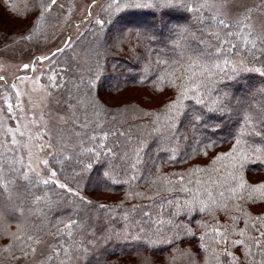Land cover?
Masks as SVG:
<instances>
[{
	"label": "trees",
	"instance_id": "1",
	"mask_svg": "<svg viewBox=\"0 0 264 264\" xmlns=\"http://www.w3.org/2000/svg\"><path fill=\"white\" fill-rule=\"evenodd\" d=\"M200 2L201 0H188V3ZM42 3H50V0H0V7L16 20L25 21L30 33L29 37L39 42L43 41L50 34L52 26L59 22L56 5L40 18ZM118 4L122 11L117 10ZM197 15L185 12L173 23L187 27L190 32L196 31L199 26ZM97 19L104 23L97 24L95 22ZM157 22L149 10L124 9L121 0H117V3H113V0H98L95 15L70 42L71 47L53 57L51 63H48L47 71L56 72L55 83L58 85L54 87L53 81L51 82L49 98L52 103L60 104L65 108L69 122L63 126L53 155L48 157L50 164L45 171L55 170L56 179L76 188V181L72 180L74 171H81L82 164L92 163V170L83 171L81 173L83 178L76 177V180L79 181L80 194L90 199L95 207L82 205L76 197L64 193L55 185H40L35 189L36 194L44 196L46 193L49 201H52L47 207L44 202L33 205L32 197L25 189H21L19 194L13 192L11 200L22 206L23 214L5 215L0 219V257L7 256L8 253H4L3 248L14 243L11 233L22 235L21 229L25 226L31 232H35L39 227L43 229L42 238H45L56 232L54 225L63 226L58 223L59 221L67 223L69 218H78L83 224V228L78 231L88 229L84 235L77 236L79 240L86 242L89 238L88 233L96 231L100 235L99 244L104 246L103 237L106 229L115 227L116 232L121 234L120 239L113 236L103 249L108 253V259L104 264H143L145 257L149 259L150 264H169L173 256L172 247L160 243L156 248L148 249L143 243L134 242L130 238L126 240L123 236L126 231H131L135 235L142 225L134 223L133 220L147 219L143 217V212L148 211L155 219L173 220L192 229L194 236L185 235L179 248L192 253L195 257L194 264H217L213 248H216V252H220L224 245L216 247L214 244L216 237L212 231L213 227H217L221 232L227 228L231 233L234 227L237 232L244 229L250 233L251 225L256 223L257 218H264V195L252 190L264 183V137L250 138L245 135L232 158L213 163L217 155L229 152L236 143L233 133L240 128L248 106L252 107L254 114L260 105H264V91H261L264 89V76L255 71L243 72L241 83L236 86V95L243 97L245 107L236 110L231 119L226 120L223 129L215 134L193 127L194 114L200 110V106L194 105L192 101H186L185 103L190 106L189 111L181 118L179 125V134L186 139L182 138L171 143L165 141L161 147L167 148L168 151H158L159 159L151 173L143 171L138 173L143 175L142 179L132 180V172L123 160L103 155L107 148H113L122 156L125 149L115 145H124L125 137L109 136L103 141L107 147L101 150L102 155L97 160L93 154L84 151L85 146L94 147V144L91 142L82 144L76 135L69 132L70 129L73 133L80 132L81 129L73 128L72 113L63 102L70 99V93L76 94L77 86L83 89L82 79L87 81L94 75H98L99 79H94L96 87L93 88L92 95L95 97L98 90L100 100L107 107L101 110L98 118L93 117V119L99 120L103 131L119 129L135 138L141 131L137 125L147 127L150 119L156 117L161 121L165 119L167 109L164 106L176 100L179 95L182 80L176 77L183 75V69L174 70L159 62L167 60L170 64L176 58L171 44L167 48L161 47L168 39L167 36L160 42H154L140 35L146 28L152 30ZM178 32L179 30L172 34V40L179 38ZM97 60L100 65L98 68ZM245 66L255 68L262 65L257 62H246ZM90 67L96 69V73L92 76L89 73ZM0 82L9 95V102L16 103L12 83L4 80ZM225 84L230 82L226 81ZM58 101L60 103H57ZM71 102L74 104L75 100ZM0 106L7 111L5 105L0 103ZM105 112L110 115H105ZM144 113H153V116H145ZM77 114L83 119L82 114ZM241 130L247 132V129ZM97 132L102 136L99 129ZM62 137L65 144L60 142ZM209 140L215 142V147H206ZM0 144L11 145L8 138L3 136L0 137ZM255 148H260L261 151L255 152ZM205 151L207 155L203 154ZM241 151L247 156L242 167L235 162V156ZM19 154L23 155L21 150ZM170 155H176L178 158L169 162ZM24 161L27 163L25 157ZM105 171L110 172L111 178H104ZM181 177H183L182 184L179 183ZM113 180L118 182L113 183ZM241 182L245 185L244 189L237 187ZM182 187L191 189V192L181 191ZM233 188L237 189L235 196L229 190ZM206 189L212 192L221 207H216L211 213H201L197 210L188 214L182 209L180 216L174 215L177 202L183 204L186 200L190 201L194 192L198 191L201 198L206 200ZM220 192H224V197L219 196ZM146 197L153 199L149 200ZM168 200H172L171 205L167 203ZM100 204L106 207L101 209ZM134 205L137 206L135 210H133ZM148 205L155 206L147 207ZM125 216H128L127 221L124 219ZM234 216L238 217V222L233 226ZM88 217H91V226ZM109 217L116 218L114 225L107 222ZM221 225L224 227H220ZM143 227L153 240L157 239L152 235L156 225L148 224ZM162 231L171 236L175 229L169 224H164ZM201 235L205 236L204 241L200 240ZM229 238L242 237L232 234ZM202 243L205 244V248L200 247ZM230 250L243 261V248H230ZM226 260L230 258L222 257L221 264ZM11 262L0 259V264ZM176 264H189V261L180 259Z\"/></svg>",
	"mask_w": 264,
	"mask_h": 264
},
{
	"label": "snow or ice",
	"instance_id": "2",
	"mask_svg": "<svg viewBox=\"0 0 264 264\" xmlns=\"http://www.w3.org/2000/svg\"><path fill=\"white\" fill-rule=\"evenodd\" d=\"M121 2L124 9L149 10L152 17L157 19L158 22L153 26L152 30L146 28L140 35H144L147 39L154 42H160L167 36L168 39L165 40L161 47L167 48L171 44L176 58L170 64L167 60H160L159 62L174 70L183 69V75L176 77L182 80L179 95L176 100L164 106L167 109V116L163 121L159 117L150 119L147 122V127L137 125V128L141 129V131L135 138L130 133L119 129L103 131L99 120L93 119V117L98 118L101 110L107 107L100 100L98 90L95 97L92 95V90L96 87L94 79H99L98 75H94L93 78L87 81L82 79L83 89L77 86L76 94L70 93V99L65 100L63 103L72 113L71 123L73 128L81 129L80 132L73 133L71 129L69 132L76 135L82 144L93 143L94 147L85 146L84 151L93 154L97 160L102 155L101 150L107 147L103 141L107 140L109 136L126 138L124 145H115V147H123L125 149L122 156L114 151L113 148H107L103 155L123 160L132 172L131 179L136 180L143 178V175H138V173L143 171L150 174L152 168L156 167V161L159 159L158 151H168L167 148L161 147L165 141L171 143L182 138L186 139V137H182L179 134L181 118L188 113L190 107L185 103L186 101H192L194 105L200 106V110L194 114L195 123L193 127L213 134L223 129L226 120L231 119L236 110L245 107L243 97L236 95V86L240 85L242 74L245 71H255L264 76V20L260 19V14L253 19L252 12L255 10L253 8L235 7L240 5L242 0H201L199 4L188 3V0H121ZM56 3L57 0H50V3H42L40 5V18H43L44 13L49 12ZM113 3H117V0H113ZM260 4L264 5V0H260ZM117 10H123L119 4L117 5ZM185 12L198 14L196 18L199 26L196 31L190 32L187 27L173 23L178 16H182ZM89 15H91L90 12ZM95 22L100 25L104 23V21L99 19ZM178 30L179 38L172 40V34L177 33ZM25 38L27 39V37ZM70 47L71 44L66 41L64 47L57 48L50 55L37 57L36 60L32 61L31 65L24 64L23 69L27 70L31 67L35 71L36 61L43 63L48 60L51 62L53 57L64 53ZM246 62H257L262 66L255 68L246 67ZM99 66V61L97 60V68ZM89 73L92 76L96 73V69L90 67ZM4 79L3 76H0V81ZM22 79L26 80L29 78L23 77ZM36 79L39 80L40 77ZM49 79L53 81L54 87L58 86L55 83L56 72H53ZM226 81L230 82V84L226 85ZM11 87L15 88L16 85L13 84ZM261 91H264V89H261ZM19 95L20 93L17 92V96ZM72 100H75L74 104L71 102ZM57 103L60 102L58 101ZM7 107L9 114H12V105L8 104ZM17 107H20V105L18 104ZM21 110L23 109L21 108ZM77 113L82 114L83 119ZM105 115L110 114L105 112ZM143 115L151 117L153 113H144ZM60 119L65 124L69 122L64 116H61ZM98 129L102 136L97 132ZM241 129H247V132ZM89 131H91V135H89ZM8 132L12 133L11 145L0 144V219H3L5 215L23 214L22 206L13 203L11 200V194L13 192L19 194L21 189H25L28 195L32 197L33 205H39L40 202H44L45 207L49 206L52 201H49L47 194L45 193L44 196H41L35 192V189L39 188L40 185H55L56 188L64 193L76 197L82 205L95 207L90 199L80 194L79 181L76 180V177L83 178L81 175L83 171L92 170V163L82 164L81 171H74L72 180L76 181V188L69 186L67 182H60L59 179H56L57 172L55 170L50 171V175L44 178L41 175L40 166L43 165L44 169H47L50 161L48 159H39L35 153L29 150V162L25 163L24 156L19 154V142L13 130L8 129ZM20 134L24 135V133ZM45 135H47L46 131H41L36 135L37 144L35 147L39 152L53 147L50 141L43 142L42 138ZM245 135L250 138L264 137V105H260L254 114L252 107L248 106L246 113L242 117L240 128H237L233 133L236 143L229 152L217 155L213 163L232 158L233 154L237 153V148ZM60 142L65 144L63 137ZM206 147H215V142L209 140ZM260 151V148H255V152ZM203 154L207 155V151ZM49 155L51 156L53 153L50 152ZM33 157L36 158L35 166L31 163ZM177 158L176 155H170L169 162ZM64 159H68V157H64ZM246 159L247 156L243 151L235 156V162L239 163L241 167ZM103 176L105 179L111 178L109 171H105ZM116 182L118 181L113 180V183ZM179 183H183V177H181ZM237 187L238 189H244L245 185L241 182ZM180 190L191 192V189L186 187H182ZM229 190L233 193V196L236 195V188ZM252 190L261 192L264 195V183ZM205 191L207 192L206 200L202 199L197 191L192 194L190 201L186 200L183 204L177 202L174 215L180 216L182 209L188 214L197 210L201 213H211L216 207H221L213 197L212 192L207 189ZM219 196L224 197V192H220ZM146 198L149 200L153 199V197ZM167 203L171 205L172 200H168ZM154 206L148 205L147 207ZM105 207L106 205L104 204L99 205L101 209ZM136 207L134 205L133 210ZM161 207L163 208V204H161ZM86 214L87 212L85 211ZM143 217L147 219L133 220L134 223L142 225L135 235L131 231L123 233L126 240L130 238L134 242H141L148 249H154L160 243L167 244L173 248V256L170 258L169 264H176V261L180 259H186L189 264H194L195 257L192 253L189 250L179 248V244L183 242L185 235L194 236L191 228L184 224L175 223L173 220L155 219L148 211L143 212ZM124 219L127 221L128 216H125ZM232 221L234 226L238 222V217H232ZM107 222L114 225L116 218L109 217ZM58 223L63 226H53L57 229L55 233H52L53 242L45 241L42 238L43 229L39 227L35 232H31L25 226L21 229L22 235L11 233L10 236L14 243L12 246L3 248L2 251L8 253V255L0 257V259H7L15 262V264H19L20 261L27 260L29 257H32L37 264H93V261H95V264H104L108 259V253H105L103 249L113 236L116 239H120L121 236L120 233L116 232L115 227L108 228L105 230L106 234L103 237L105 245L101 246L99 244L100 235L96 231L88 233L89 238L86 242L77 239V236L88 232L87 228H84L83 231H78L83 228L80 219L69 218L67 223L62 220ZM88 223L91 226V217H88ZM148 224L156 225L152 235H155L157 239L153 240L143 227V225ZM164 224H169L175 229L171 236L162 231ZM220 227L224 226L221 225ZM125 228H127V225H125ZM212 231L216 237L214 239L216 247L221 244L224 245L223 250L220 252H216V248H213L217 264H221L222 257L230 258L224 264H264V218H257L256 223L251 225L250 233H247L244 229L237 232L234 227L231 233L227 228L221 232L217 227H213ZM181 233L184 235H181ZM232 234L242 238L230 239L229 237ZM200 240L204 241L205 236L201 235ZM200 247L205 248V244L202 243ZM230 248H243V261ZM17 252H19V255H17ZM143 264H150L147 257L144 258Z\"/></svg>",
	"mask_w": 264,
	"mask_h": 264
},
{
	"label": "rangeland",
	"instance_id": "3",
	"mask_svg": "<svg viewBox=\"0 0 264 264\" xmlns=\"http://www.w3.org/2000/svg\"><path fill=\"white\" fill-rule=\"evenodd\" d=\"M97 3L98 0H57L56 16L59 22L52 26L50 34L39 42L29 37L30 33L25 21L16 20L0 7V76L5 78V82L16 85L12 88L16 103H12L9 102V95L4 91L2 82H0V103L7 108V111H4L0 106V137H7L11 143L12 133H9L8 129H12L27 163L29 162V150L39 159H48L49 153L53 152L64 129L65 123L60 117L64 116L67 119V116L65 108L60 104L52 103L48 95L52 82L49 77L53 75V72L47 71V66L51 62L36 61L35 71L31 67L25 70L23 65H31L32 61L39 56L50 55L57 48L64 46L66 41L70 43L86 22L95 15ZM235 7L253 8L255 9L252 12L253 19L260 14V19L264 20V5L260 4V0H242L241 4ZM23 77L29 79H22ZM37 77L40 79L37 80ZM17 92L20 93L19 96ZM8 104L13 107L12 114L8 112ZM18 104L20 107H17ZM41 131L47 132V135L42 138L43 142L50 141L53 145L52 148L43 152H39L35 147L36 135ZM31 163L33 166L36 165L35 157L31 159ZM40 168L41 175L47 178L50 171L46 172L43 165ZM43 239L53 242L51 234ZM8 264H15V262ZM19 264H37V262L29 257L27 260L20 261Z\"/></svg>",
	"mask_w": 264,
	"mask_h": 264
}]
</instances>
